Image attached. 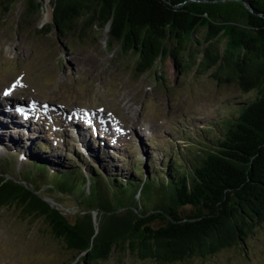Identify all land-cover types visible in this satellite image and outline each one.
<instances>
[{
    "label": "trees",
    "instance_id": "trees-1",
    "mask_svg": "<svg viewBox=\"0 0 264 264\" xmlns=\"http://www.w3.org/2000/svg\"><path fill=\"white\" fill-rule=\"evenodd\" d=\"M16 1L0 0L2 12ZM161 1L52 0L48 29L84 38L92 26L109 21L107 48L137 76L148 74L163 88L162 68L191 66L218 85L233 84L241 98L201 140L167 162L166 174L153 178L155 192L145 181L149 197L158 198L154 204L145 205L140 197L114 205L101 179L82 195L84 178L78 180L81 172L73 168L51 183L84 200L68 215L39 194L33 181L38 173L31 168L21 179L0 173V208L17 206L24 217L42 218L51 236L73 252L69 264H101L116 252L140 263L203 261L243 248L264 228V0H192L175 11L171 5L186 0ZM24 2L30 15L41 7L37 0ZM197 26L205 30L201 42L191 37ZM195 43L205 45L199 49ZM140 182L134 174L122 187L114 182V198L123 200ZM185 206L189 211L180 213ZM93 210L100 213L97 226Z\"/></svg>",
    "mask_w": 264,
    "mask_h": 264
},
{
    "label": "rangeland",
    "instance_id": "rangeland-1",
    "mask_svg": "<svg viewBox=\"0 0 264 264\" xmlns=\"http://www.w3.org/2000/svg\"><path fill=\"white\" fill-rule=\"evenodd\" d=\"M37 1H41V7L31 15L24 0H17L5 13L0 6V102L34 105V110L27 109V121L10 130L15 123L10 111L14 106L9 110L5 107L9 103H0V142L14 146L0 149V173L4 176L23 178V171L32 166L21 162L12 151L18 148L29 152L28 147L44 141L51 148L45 152L44 161H69L65 166L53 167L56 171L68 169L77 151L89 146L101 161L99 165L88 157V166L100 167L103 175L111 173L124 179L129 161L139 162L146 169L154 161L152 170L163 173L166 153L174 147L186 151L197 139L189 138L187 142L185 133L191 136L203 122L212 123L222 117L228 113L227 106L241 98L233 84L218 85L207 72H198L191 66L180 71L173 65L162 68L166 85L155 86L150 75L137 76L115 51H109L104 27L92 26L84 38L69 32L61 36L55 28L48 29L52 16L50 0ZM203 38V29L192 33V40L201 42ZM204 45L197 47L201 49ZM1 90L8 91L10 97L3 96ZM43 104L40 116L30 122ZM92 111L98 114L91 115ZM75 112L87 116V123L64 124ZM101 114L106 115L109 123L105 124ZM211 123L206 126L211 127ZM91 135L96 143L90 139ZM201 136L204 135L200 134L199 140ZM63 137L66 143L62 142ZM71 148L74 151L68 152ZM81 163L76 162L79 167ZM45 173L33 174L39 194L53 202L52 206L73 215L83 206L81 195L60 192L50 184L54 173ZM151 175L152 171L148 176ZM152 188L155 190V185ZM105 190L108 192L106 187ZM87 192L88 188L83 187L82 195ZM122 198L117 202L112 198V202L130 205L137 201L131 191ZM157 199L149 197L148 189L141 198L145 205L154 204ZM138 208L141 209L139 204ZM20 209L0 208V264H68L75 258L59 239L51 236L42 218L24 217ZM189 209L182 207L180 213ZM100 218V213L93 210L95 226ZM101 264L153 263H140L132 256L116 252ZM174 264H264V228L257 229L241 249H226L203 261L193 259Z\"/></svg>",
    "mask_w": 264,
    "mask_h": 264
},
{
    "label": "water",
    "instance_id": "water-1",
    "mask_svg": "<svg viewBox=\"0 0 264 264\" xmlns=\"http://www.w3.org/2000/svg\"><path fill=\"white\" fill-rule=\"evenodd\" d=\"M51 1H52V0H50V2H51ZM191 1H192V0H186V1H181V3L172 4V5H171V7H172L171 9L174 10V11H175V10H178L179 8L182 7L183 4H185V3H189V2H191ZM40 2H41V1H40ZM161 4H164V5L167 4V5H168V4H171V2L168 1V0H162V1H161ZM51 17H52V16H51ZM50 21H51V20H50ZM103 27L108 31V28H109V21H108L107 23H105ZM198 29H203V30H204V27L197 26V27L195 28L194 31H196V30H198ZM194 31H193V32H194ZM204 31H205V30H204ZM193 32H192V33H193ZM192 33H191V37H192ZM107 36H108V33H107Z\"/></svg>",
    "mask_w": 264,
    "mask_h": 264
},
{
    "label": "bare ground",
    "instance_id": "bare-ground-1",
    "mask_svg": "<svg viewBox=\"0 0 264 264\" xmlns=\"http://www.w3.org/2000/svg\"><path fill=\"white\" fill-rule=\"evenodd\" d=\"M48 15H49V13H47V16H48ZM1 92H2L3 96H5V97H10V94L8 93V91H7V93H8L7 95H5L6 92H4V91H2V90H1ZM22 106H23V105H22Z\"/></svg>",
    "mask_w": 264,
    "mask_h": 264
},
{
    "label": "snow or ice",
    "instance_id": "snow-or-ice-1",
    "mask_svg": "<svg viewBox=\"0 0 264 264\" xmlns=\"http://www.w3.org/2000/svg\"><path fill=\"white\" fill-rule=\"evenodd\" d=\"M8 93L6 92L5 95H7Z\"/></svg>",
    "mask_w": 264,
    "mask_h": 264
}]
</instances>
